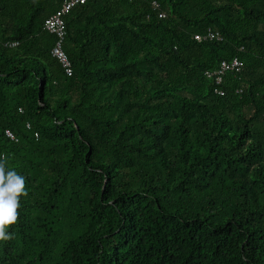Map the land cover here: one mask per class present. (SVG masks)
<instances>
[{
	"label": "trees",
	"instance_id": "1",
	"mask_svg": "<svg viewBox=\"0 0 264 264\" xmlns=\"http://www.w3.org/2000/svg\"><path fill=\"white\" fill-rule=\"evenodd\" d=\"M64 1L0 0V160L27 193L0 264H264V0H89L71 76Z\"/></svg>",
	"mask_w": 264,
	"mask_h": 264
},
{
	"label": "built area",
	"instance_id": "2",
	"mask_svg": "<svg viewBox=\"0 0 264 264\" xmlns=\"http://www.w3.org/2000/svg\"><path fill=\"white\" fill-rule=\"evenodd\" d=\"M89 0H66L63 2L62 6L52 15L50 16L46 22H45V29L49 31L51 34L56 36V42L55 45L53 46L51 50V54L54 58H57L66 74L68 75H73L74 69H73V64L71 59L69 58L66 50H65V42L67 39V29H66V21H65V16L68 14L75 6L84 4L88 2ZM154 9L158 8V3L157 1L153 2ZM163 13H160L159 16L163 17ZM195 38L199 41L203 39H221V35L219 31L214 32L213 30L209 29L204 35L201 34H196ZM17 43H12V46H15ZM244 68V62L239 59V58H234L231 61H222L220 64V68L210 72H207L208 76H217V81L221 82L222 80V75H224L228 71H233V72H241ZM217 92L220 94H224V92L221 89H217ZM28 128H31V125L28 123L27 124ZM6 136L10 138L13 141H18V137L16 134L11 130L7 129L5 131Z\"/></svg>",
	"mask_w": 264,
	"mask_h": 264
},
{
	"label": "clouds",
	"instance_id": "3",
	"mask_svg": "<svg viewBox=\"0 0 264 264\" xmlns=\"http://www.w3.org/2000/svg\"><path fill=\"white\" fill-rule=\"evenodd\" d=\"M22 194H27L25 178L15 170L8 169L6 163L0 160V241L13 237L6 226L16 223L19 197Z\"/></svg>",
	"mask_w": 264,
	"mask_h": 264
}]
</instances>
